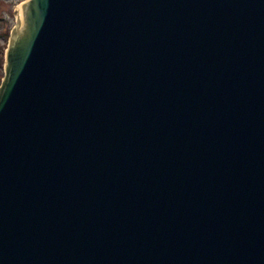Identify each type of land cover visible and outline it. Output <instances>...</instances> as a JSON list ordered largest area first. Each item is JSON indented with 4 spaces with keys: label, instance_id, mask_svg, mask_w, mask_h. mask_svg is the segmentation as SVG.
Listing matches in <instances>:
<instances>
[{
    "label": "water",
    "instance_id": "obj_1",
    "mask_svg": "<svg viewBox=\"0 0 264 264\" xmlns=\"http://www.w3.org/2000/svg\"><path fill=\"white\" fill-rule=\"evenodd\" d=\"M18 20L0 264H264V0H28Z\"/></svg>",
    "mask_w": 264,
    "mask_h": 264
},
{
    "label": "rangeland",
    "instance_id": "obj_2",
    "mask_svg": "<svg viewBox=\"0 0 264 264\" xmlns=\"http://www.w3.org/2000/svg\"><path fill=\"white\" fill-rule=\"evenodd\" d=\"M25 0H0V50L7 47L11 30L19 24V12L22 11L21 4ZM6 42V43H5ZM3 65H0L1 83L5 74V57H1Z\"/></svg>",
    "mask_w": 264,
    "mask_h": 264
},
{
    "label": "trees",
    "instance_id": "obj_3",
    "mask_svg": "<svg viewBox=\"0 0 264 264\" xmlns=\"http://www.w3.org/2000/svg\"><path fill=\"white\" fill-rule=\"evenodd\" d=\"M1 57H4V49L0 50ZM0 65H3V61L0 60ZM0 81H1V76H0Z\"/></svg>",
    "mask_w": 264,
    "mask_h": 264
},
{
    "label": "bare ground",
    "instance_id": "obj_4",
    "mask_svg": "<svg viewBox=\"0 0 264 264\" xmlns=\"http://www.w3.org/2000/svg\"><path fill=\"white\" fill-rule=\"evenodd\" d=\"M22 12V11H21ZM21 12H19V15L21 14Z\"/></svg>",
    "mask_w": 264,
    "mask_h": 264
}]
</instances>
